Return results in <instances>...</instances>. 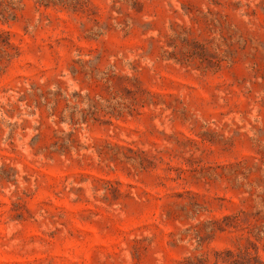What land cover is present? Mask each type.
I'll use <instances>...</instances> for the list:
<instances>
[{
  "label": "rangeland",
  "instance_id": "obj_1",
  "mask_svg": "<svg viewBox=\"0 0 264 264\" xmlns=\"http://www.w3.org/2000/svg\"><path fill=\"white\" fill-rule=\"evenodd\" d=\"M0 264H264V0H0Z\"/></svg>",
  "mask_w": 264,
  "mask_h": 264
}]
</instances>
